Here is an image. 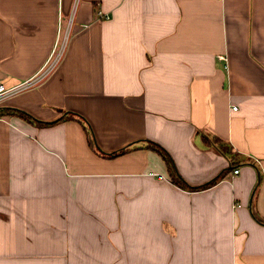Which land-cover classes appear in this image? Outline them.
Here are the masks:
<instances>
[{"label": "crops", "instance_id": "1", "mask_svg": "<svg viewBox=\"0 0 264 264\" xmlns=\"http://www.w3.org/2000/svg\"><path fill=\"white\" fill-rule=\"evenodd\" d=\"M61 42L0 101V264H264V0H0L8 87Z\"/></svg>", "mask_w": 264, "mask_h": 264}, {"label": "trees", "instance_id": "2", "mask_svg": "<svg viewBox=\"0 0 264 264\" xmlns=\"http://www.w3.org/2000/svg\"><path fill=\"white\" fill-rule=\"evenodd\" d=\"M16 110L20 114L30 117L33 121H36L37 123H39L41 125H49V124L55 123L59 119H61V118H59V119H56V120H53V121H45V120H40V119L35 118V117H31V115L29 113H27V112H25L23 110H18V109H16ZM1 113L2 112H0V115H1ZM74 113H75L74 116L76 118L81 119V117H82L81 115L77 114L76 112H74ZM70 115H71V117H74L72 114H70ZM83 121H84V119H83ZM86 125H87V129H88V133H89V141H90V143L93 144V146L99 152H101V154H104V155H107V156H116V155L122 154V153L126 152L127 150H129L128 146H125L123 148H120L119 150H115V151H112V152L103 151L102 149H100L99 146H97L96 141L94 139L93 132H92V130H91V128H90V126H89V124L87 122H86ZM149 143H150L149 147H153L154 149H156L162 155V157H163V159H164V161H165V163H166V165H167V167L169 169L171 180L175 184H177L179 186H182V187H185V188L191 189V190L192 189L193 190L204 189V188H207V187L211 186L212 184H214L222 175V174H220V175L216 176L215 178H213L209 182H206V183H203V184H200V185L191 186V185L187 184V182H185V180H183L182 176L178 172L176 164H175V161H174V158L172 157L170 152L158 142L150 140ZM215 143H217V146L224 152L225 155H227L229 157V159L231 160V164L233 165L234 164V158L232 156L233 152H232L230 146L228 144L222 142L218 138H215ZM260 220L262 221V219H260Z\"/></svg>", "mask_w": 264, "mask_h": 264}, {"label": "built area", "instance_id": "3", "mask_svg": "<svg viewBox=\"0 0 264 264\" xmlns=\"http://www.w3.org/2000/svg\"><path fill=\"white\" fill-rule=\"evenodd\" d=\"M63 44H64V42L63 43L61 42L59 44V46H57L55 48V50H53V53H52L50 59L48 60V62L51 59L52 60L49 63L47 62L48 63L47 66H45V69L43 71H41V73L38 76L26 79L24 81H21L20 83L14 85V86H11V87H8L4 83V81L0 78V101L3 98L16 93L20 89H22V88H24L26 86H31V85L37 83V81H39V80L43 79L44 77H46L47 74L54 68L56 62L60 58L61 51L63 50ZM233 108H237V106H233ZM239 171H240L239 167L233 168V173H239Z\"/></svg>", "mask_w": 264, "mask_h": 264}, {"label": "rangeland", "instance_id": "4", "mask_svg": "<svg viewBox=\"0 0 264 264\" xmlns=\"http://www.w3.org/2000/svg\"><path fill=\"white\" fill-rule=\"evenodd\" d=\"M93 135H94V132H93ZM97 146H98V144H97Z\"/></svg>", "mask_w": 264, "mask_h": 264}]
</instances>
